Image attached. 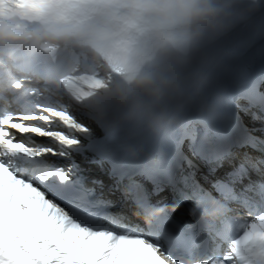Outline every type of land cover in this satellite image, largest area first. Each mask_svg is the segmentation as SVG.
<instances>
[{
	"label": "clouds",
	"instance_id": "9594fccd",
	"mask_svg": "<svg viewBox=\"0 0 264 264\" xmlns=\"http://www.w3.org/2000/svg\"><path fill=\"white\" fill-rule=\"evenodd\" d=\"M86 15L38 17L0 0V112L78 113L100 127L128 167L154 166L165 141L211 123L248 78L264 41V0H83ZM210 195L179 205L132 200L146 227L181 212L197 230L235 220L232 264H264V214H232ZM247 224V227L243 225ZM187 264H205L191 259Z\"/></svg>",
	"mask_w": 264,
	"mask_h": 264
},
{
	"label": "snow or ice",
	"instance_id": "6c2138e0",
	"mask_svg": "<svg viewBox=\"0 0 264 264\" xmlns=\"http://www.w3.org/2000/svg\"><path fill=\"white\" fill-rule=\"evenodd\" d=\"M12 2L29 14H58L65 21L87 13L83 0ZM259 52L264 54V43ZM255 57L254 52L250 59ZM240 101L245 105L241 106ZM225 103L211 123H189L167 139L161 164L138 167L139 174L154 185L153 195L169 185L185 205L190 197L180 185L191 187L195 199L210 195L195 183L194 172L185 174L184 165L193 167L185 155V146L193 156L215 165L209 168L212 174L238 148L251 146L264 151V139L254 135L235 111L239 109L253 121L264 123V74L248 77ZM74 133L89 139L88 150L113 161L111 174L118 186L128 177L129 183L123 188L126 196L153 203L144 187L132 180L136 168L118 159L109 148L108 137L93 139L90 129L72 111H63L58 118L42 109L0 112V264H187L193 258L205 264H232L230 253H239L240 248L230 241L231 225L235 223L231 218L205 231L166 213L141 227L130 223L122 213L110 211L113 201L89 187L72 160V152L85 151ZM33 136L49 138L59 147L38 143ZM49 155L70 163L67 167L59 165L50 161ZM250 172L264 177V159L246 157L227 174L228 183H215L226 211L227 202L235 201L258 216L264 214V182H250L240 193L230 186ZM93 184L101 185V181L94 180Z\"/></svg>",
	"mask_w": 264,
	"mask_h": 264
},
{
	"label": "bare ground",
	"instance_id": "6f19581e",
	"mask_svg": "<svg viewBox=\"0 0 264 264\" xmlns=\"http://www.w3.org/2000/svg\"><path fill=\"white\" fill-rule=\"evenodd\" d=\"M261 43H264V41H257L253 47L249 50V52L246 54V63L248 64V77L254 78L258 74H264V54L260 55L259 48ZM254 52L256 53V56L254 59H250L253 57ZM85 123V122H84ZM84 126L91 129V125L85 123Z\"/></svg>",
	"mask_w": 264,
	"mask_h": 264
}]
</instances>
